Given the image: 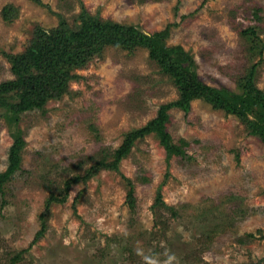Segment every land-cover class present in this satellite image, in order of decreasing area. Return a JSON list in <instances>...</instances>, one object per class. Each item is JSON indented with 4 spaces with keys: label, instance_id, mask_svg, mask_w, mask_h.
Segmentation results:
<instances>
[{
    "label": "rangeland",
    "instance_id": "rangeland-1",
    "mask_svg": "<svg viewBox=\"0 0 264 264\" xmlns=\"http://www.w3.org/2000/svg\"><path fill=\"white\" fill-rule=\"evenodd\" d=\"M83 10L161 34L211 87L240 94L255 68L253 82L264 92V0H0V83L16 79L10 58L38 31L58 30L61 20L78 27ZM71 73L65 94L20 116L23 170L0 193V264H264L258 135L195 99L189 111H168L171 150L153 132L134 142L118 169H95L102 159L113 163L126 134L179 93L144 48L107 45ZM9 125L0 108V174L18 134ZM70 177L81 179L66 202L46 211L50 189L64 192Z\"/></svg>",
    "mask_w": 264,
    "mask_h": 264
},
{
    "label": "trees",
    "instance_id": "trees-1",
    "mask_svg": "<svg viewBox=\"0 0 264 264\" xmlns=\"http://www.w3.org/2000/svg\"><path fill=\"white\" fill-rule=\"evenodd\" d=\"M81 24L69 27L61 20V28L51 33L40 30L32 44L17 56H12V71L16 79L0 83V108L7 113L10 131L18 133L9 152L8 169L0 174V193L5 184L18 171H22L20 149L24 145L23 131L18 127L20 116L28 111H38L48 101L56 99L68 90V83L74 78L71 69L84 68L107 45H114L134 50L144 48L150 57L167 73L176 85L179 93L177 101L163 105L155 119L146 126L126 134L122 145L114 151V162L106 164L98 161L95 169H118L121 160L131 151L134 142L146 135L157 132L167 150H171L164 125L168 120V111L172 108L191 109V101L206 99L216 109H225L238 116L250 133L258 135L264 141V92L253 82L252 68L242 92L237 94L226 88L217 89L205 84L194 71L193 59L180 47L169 48L162 43L159 33L148 35L133 25H124L95 18L86 10L80 16ZM75 28V29H74ZM245 33L255 34L253 28ZM250 116L254 119H250ZM18 127V128H17ZM12 129V130H11ZM176 147V145H174ZM177 148V147H176ZM180 148V146L178 147ZM80 177H70L64 181V192L52 189L46 211L51 202L64 203L69 196L71 185ZM132 192V188H130ZM132 193H129V198ZM159 194L156 203L160 202ZM45 226L37 235V240L44 235ZM18 258L22 257L19 253Z\"/></svg>",
    "mask_w": 264,
    "mask_h": 264
}]
</instances>
